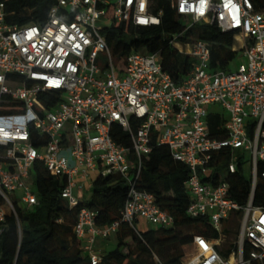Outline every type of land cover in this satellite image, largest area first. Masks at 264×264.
<instances>
[{
  "label": "built area",
  "instance_id": "obj_1",
  "mask_svg": "<svg viewBox=\"0 0 264 264\" xmlns=\"http://www.w3.org/2000/svg\"><path fill=\"white\" fill-rule=\"evenodd\" d=\"M50 1L43 22L17 25L6 22L14 14L0 0V234L14 217L20 241L16 211L38 204L26 184L36 164L63 179L60 197L70 209L83 203L77 195L90 193L97 177L125 182L119 221L97 227L95 212L82 209L77 215L72 234L90 264L102 260L97 241L110 239L121 223L134 231L139 219L172 227L173 219L139 184L144 160L157 145L188 170L186 215L218 233L216 240L194 237L195 250L185 264H247L245 245L249 261L262 262L264 204L252 203L258 180L264 183V12L250 0H163L183 32L207 24L234 33L239 47L232 50L244 60L232 73L212 72L209 43L173 36L171 45L192 61L190 73L176 84L158 54L119 58L101 34L112 23L159 26L163 9L157 0ZM215 106L220 113L209 111ZM222 114L225 138L219 140L210 134L208 117ZM114 126L128 146L113 140ZM239 172L249 185L244 205L229 198ZM237 214V250L225 258L217 250L225 238L222 228Z\"/></svg>",
  "mask_w": 264,
  "mask_h": 264
},
{
  "label": "trees",
  "instance_id": "obj_2",
  "mask_svg": "<svg viewBox=\"0 0 264 264\" xmlns=\"http://www.w3.org/2000/svg\"><path fill=\"white\" fill-rule=\"evenodd\" d=\"M9 24H32L43 22L52 6L50 0H3ZM254 9L264 12V0H250ZM163 9L157 27L134 28L129 23H112L102 31L107 46L119 58L130 52L158 54L162 70L176 84L190 73L191 59L181 55L171 45L173 36L182 35V42L201 40L211 45L209 70L227 71L239 52L233 51L234 33H222L215 25H194L183 32L181 22L163 0H157ZM239 41V37L235 38ZM176 47L179 48L178 45ZM47 107H50L47 106ZM222 115H210L208 127L212 137L223 140L225 134L220 127ZM112 138L118 145L128 146V138L120 128H112ZM226 160V159H225ZM221 160V170L224 165ZM262 171V167H259ZM35 193L38 204L29 210H17L21 237L14 217H8L7 228L0 234V264H90L82 257L78 241L72 234L78 213L87 209L96 213L95 225L107 227L120 220V212L127 196L125 182L117 176L97 177L92 182L89 198L85 203L70 209L61 199L63 179L47 173L40 164L33 167ZM187 168L174 162L164 146L153 145L145 158L140 189L151 194L157 207L173 219L170 228L134 231L121 223L115 233L116 248L102 254L100 264H185L195 250L194 237L216 240L218 233L202 219H191L186 215L190 197L183 187L187 179ZM229 198L240 205L246 203L249 185L246 178L237 173L231 180ZM253 206L264 204V183L258 180L254 192ZM238 214L225 222L222 233L225 238L217 247L223 257H228L237 247L233 244L237 236ZM192 234L183 235L182 231ZM126 250V253L123 251ZM250 248L243 246L242 256L247 264H264L249 261Z\"/></svg>",
  "mask_w": 264,
  "mask_h": 264
},
{
  "label": "rangeland",
  "instance_id": "obj_3",
  "mask_svg": "<svg viewBox=\"0 0 264 264\" xmlns=\"http://www.w3.org/2000/svg\"><path fill=\"white\" fill-rule=\"evenodd\" d=\"M239 47V42L235 40V42L233 43V48L234 49H238ZM244 62L243 58L241 57V54H237L236 57L234 58V60L230 63V65L227 68V71H225V73H232L234 72L238 65L242 64ZM97 66L98 67H103L104 66V59L101 57H98L97 59ZM210 112L212 113H220V109L218 106L215 107H211L209 109ZM245 177H248V169H246L244 171ZM92 179H94V176L92 177ZM35 178H34V174L31 175V179L29 181L26 182V184L29 186V188L32 191H35ZM81 196L82 198V202L85 203L88 198H89V193L85 194L82 196V194L79 195V197ZM136 228L139 229V231H146V230H156L158 228H160L159 226H154V225H149V224H142L139 223L136 225ZM183 235H190L192 234L191 230H184L182 231ZM107 242V243H106ZM96 246L99 249H104L105 252L114 250L116 248V241H115V234H113L110 239L106 240V241H102V240H98L96 243ZM123 253H126V250L123 251Z\"/></svg>",
  "mask_w": 264,
  "mask_h": 264
},
{
  "label": "crops",
  "instance_id": "obj_4",
  "mask_svg": "<svg viewBox=\"0 0 264 264\" xmlns=\"http://www.w3.org/2000/svg\"><path fill=\"white\" fill-rule=\"evenodd\" d=\"M79 195L80 194H78L77 196L79 197ZM83 196V195H82ZM80 198H81V196H80ZM139 223H142V224H144V225H146L147 223L145 222V221H143V220H141V219H139L138 221H137V224H139ZM136 224V225H137ZM139 230V229H138ZM107 243V242H106ZM98 248V247H97ZM99 249V248H98ZM101 252H102V254H104L105 253V250L104 249H99Z\"/></svg>",
  "mask_w": 264,
  "mask_h": 264
}]
</instances>
